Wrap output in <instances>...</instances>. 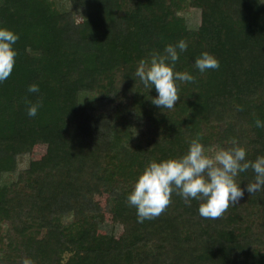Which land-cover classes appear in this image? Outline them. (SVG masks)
Listing matches in <instances>:
<instances>
[{"label":"trees","instance_id":"1","mask_svg":"<svg viewBox=\"0 0 264 264\" xmlns=\"http://www.w3.org/2000/svg\"><path fill=\"white\" fill-rule=\"evenodd\" d=\"M191 7L200 12L194 28L179 14ZM0 25L19 34L13 71L0 83L1 264H20L25 256L35 264H264V190L245 191L217 219L201 217L197 200L187 204L173 193L164 217L173 227L146 238L136 209L126 201L132 184L110 183L109 175L106 186L86 167V183L68 186L61 148L65 139L97 153L111 149L126 180L137 160L145 166L151 159L180 156L193 138L215 150L231 147L235 138L247 159L264 155V128L255 126L257 118L264 120V4L0 0ZM180 39L188 48L175 70L189 71L194 80L179 82L178 94L194 89L192 101L185 108L179 97L172 109H160L151 102L155 88H146L135 68ZM203 51L218 58V69L195 68ZM31 83L39 85L38 92H28ZM128 86L133 95L124 100L119 90ZM28 102L40 103L35 117L27 115ZM34 142L46 143L48 167L34 169L32 187L22 192L12 175ZM94 159L91 155L85 165ZM254 178L248 169L237 181L243 188ZM100 187L108 196L107 211L122 225L120 243L97 231L102 212L92 191ZM70 216L89 228L76 219L60 228ZM108 244L119 245L118 251L107 253Z\"/></svg>","mask_w":264,"mask_h":264},{"label":"clouds","instance_id":"2","mask_svg":"<svg viewBox=\"0 0 264 264\" xmlns=\"http://www.w3.org/2000/svg\"><path fill=\"white\" fill-rule=\"evenodd\" d=\"M258 3L264 4V0H258ZM18 39V33L0 25V83L7 80L13 71L17 57L14 45ZM187 48L185 39L175 44L168 43L163 52H151L135 68V77L146 88H155L157 94L151 102L160 109H172L176 105L180 97L179 82L194 80L189 71L175 70L180 53ZM194 66L203 73L208 69H218L220 63L213 54L203 51L195 58ZM38 91L37 83L28 85V92ZM39 107V102H28L27 115L35 117ZM255 126L264 128V120L257 118ZM209 151L199 138H193L184 154L149 160L135 178L131 191L126 194L127 203L136 209L137 222L159 216L170 204L173 193L181 196L187 204L197 200L201 217L217 219L230 204L238 203L245 191L253 194L264 190V155H258L254 160L247 159L246 148L235 138L231 147H218L211 154H208ZM248 169L255 173V178L242 188L237 177ZM20 264H35V261L25 256Z\"/></svg>","mask_w":264,"mask_h":264},{"label":"rangeland","instance_id":"3","mask_svg":"<svg viewBox=\"0 0 264 264\" xmlns=\"http://www.w3.org/2000/svg\"><path fill=\"white\" fill-rule=\"evenodd\" d=\"M179 14L183 17L184 24H186L187 27L189 28H194L196 27L199 22H200V12L198 9L195 8H189L185 9L184 11H179ZM110 60V58H109ZM137 83V82H136ZM135 86H133L134 89ZM131 86L122 88L119 90V94L121 97L125 100L128 96L133 95V91H131ZM194 89H188L187 87H184L180 90V97L182 98L180 102V106H184L185 108L188 107V103L190 100L189 95L191 92L193 93ZM203 93V92H202ZM202 97V96H201ZM81 102V100H80ZM193 102H196L198 104L197 100H194ZM1 104V103H0ZM199 116V113H197ZM206 115V113H205ZM64 145L61 146L63 149V164H67L65 166L67 172L69 173V182L67 183L68 186L73 187V188H78L81 185H84L86 182L84 181V177H86L87 174V169H90L94 173V178L98 181L101 182V184H108L107 177L110 175L111 182L110 183H115L118 185H130L134 183L135 178L137 175L140 173V170L144 168V164L142 161L137 160L135 163V171L130 170L127 173V176L129 178L126 180L124 176L126 175H121L119 173V169L117 168V159L114 156L113 151L106 150L104 153H97V151H88L83 146L79 145H72L67 143V140L64 139ZM211 150L214 151L215 149L213 147L206 148V151ZM211 151L208 152V154H211ZM47 152V145L46 143L43 142H34L27 155L26 156H20L19 161H18V171L13 173L12 177L17 180V182L20 183L21 185V191L24 192L30 187H32V184H30V177L33 174L34 169L37 171L41 170L42 172L46 170L48 167L47 164H45L46 160L43 159L45 154ZM94 156V160L92 164H87L85 165V162L90 158V156ZM133 160V158H132ZM31 161L33 162L32 164V169H26L28 162ZM38 162V163H37ZM37 164V165H36ZM87 167V169H86ZM52 171L56 170V168L51 167ZM26 169V170H25ZM69 169L71 171H69ZM25 170V171H24ZM40 172V173H42ZM125 173V172H124ZM96 182V181H95ZM104 184V185H105ZM131 185V186H132ZM95 186V184H94ZM94 190V189H93ZM93 192V197L98 203V205L101 207V220L98 223L97 231L107 233L108 235H112L114 239L120 243L121 240V232H122V225L116 218V215H114L111 212L107 211L106 204L108 201V196L104 190V188H96ZM127 194V193H126ZM166 209V208H165ZM167 215L166 210H164L160 216H157L153 219H146L143 221V224L141 229L143 230L142 232L144 233L143 235L148 238L152 235H155L156 232H163L166 229L172 228L173 227V220L166 219L164 218ZM137 216V215H136ZM134 218H136L134 216ZM76 220H80L79 217H75ZM73 217H67L66 219L63 220V222L60 224V228H65L69 222L72 220H75ZM81 225H84L86 228H89V224L87 221L79 222ZM76 224V223H75ZM80 225H73V228H77ZM83 226V227H84ZM82 227V226H81ZM84 227V228H85ZM72 228V231H73ZM87 229H85L86 231ZM88 232V231H87ZM72 235V233H70ZM86 235L84 236L86 238ZM110 248L108 249V252L111 251H118L119 245L115 244H108ZM108 248V247H107ZM3 253V248H0V264L1 262V256ZM119 254L116 252L115 258H118Z\"/></svg>","mask_w":264,"mask_h":264}]
</instances>
